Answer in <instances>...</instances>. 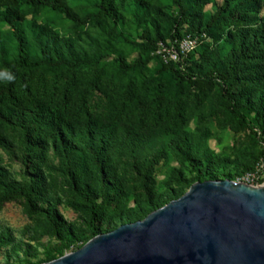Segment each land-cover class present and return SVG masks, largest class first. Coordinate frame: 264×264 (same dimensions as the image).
Returning a JSON list of instances; mask_svg holds the SVG:
<instances>
[{"label": "rangeland", "instance_id": "374dc122", "mask_svg": "<svg viewBox=\"0 0 264 264\" xmlns=\"http://www.w3.org/2000/svg\"><path fill=\"white\" fill-rule=\"evenodd\" d=\"M65 1L81 17L87 16L83 25H76L72 19L48 7L24 5L29 25H43L60 37H74L88 48L91 41H96L104 48L105 56L75 73L65 69L14 75L7 69H0V180L3 182L0 186V235L10 232L12 240V244L0 248V264H40L73 251L74 245L89 241L91 237L87 215L76 208V203L81 201L70 186V173H79L81 183L85 179L94 183L96 178L92 171L80 167L77 156L54 151L49 133L56 122L69 120L79 129L89 123L101 131L99 133L110 137L107 179L112 184L120 181L124 192L106 206V217L96 221L99 232L123 224L119 216L135 205H144L147 198L164 204L176 197L171 187L185 192L190 188L187 180L194 172L166 145V142L175 141L169 133L172 127L192 131L204 154L220 162L218 169L231 173V180L241 181L240 177L254 172L264 162L254 163L264 149L261 138L245 126L239 128L221 109L219 85L200 91L187 82L179 83L162 68L161 58L156 53H152L155 57L150 61V69L123 70L116 59L123 57L134 62L137 58H146L141 47L114 40L109 34L108 20L96 15L97 10L91 6L93 0ZM147 1L150 8L137 10L135 14L129 10L121 28L139 43L144 41L142 33L154 35L158 30L168 33L171 19L178 14L172 0ZM222 1L206 4L203 14L214 13ZM88 12L92 15H87ZM250 19V27L264 23V8L253 12ZM226 29L248 28L247 25H231ZM0 40L11 47L15 45L12 29L1 17ZM166 41L170 43L169 36ZM200 43L198 39L185 66L192 67L193 62L210 56L217 45L212 39ZM254 68H259L264 75V59L248 60L238 73L244 75ZM176 104L185 107L182 118L175 114ZM51 106H55L54 112L50 111ZM26 138L30 139L34 151L26 148ZM162 143L166 151L160 149ZM89 153L94 152L89 150ZM253 166V170L243 172ZM177 170L183 174L179 176ZM31 176L37 179L41 191L33 197L35 204L40 209L55 204L65 224L71 225L81 240L66 246L48 229L43 214L30 211L24 197L7 193V185L14 189L26 187Z\"/></svg>", "mask_w": 264, "mask_h": 264}, {"label": "trees", "instance_id": "16d2710c", "mask_svg": "<svg viewBox=\"0 0 264 264\" xmlns=\"http://www.w3.org/2000/svg\"><path fill=\"white\" fill-rule=\"evenodd\" d=\"M172 1L178 8V14L177 17L171 19L170 27L166 31L168 33L160 30L154 35L150 32L142 33L140 35L144 39L142 43L131 39L126 33H123L121 28L129 10L135 14L137 10L145 11V8H150L151 4L147 0H93L90 3L97 10L96 15H103L108 20L109 34L114 40L136 44L146 55V58L140 57L134 62H129L123 57L116 59L115 62L123 70L150 69V61L155 57L152 53L159 55L157 53L158 45L162 41L167 43V36H169L170 42L179 41L188 35L197 37L200 44L212 39L217 44L215 51L210 56H203L200 61L193 62L192 67L185 66V61L191 54L189 52L182 55L177 61H165L159 55L162 68L169 71L179 83L187 82L200 91L210 89L216 84L219 85L221 109L236 121L239 128L245 126L254 136H259L264 145L263 72L259 68H254L244 75L238 73L248 60L264 59V23L258 27H250L252 13L263 10L264 0H223L212 14H203L202 9L206 4L215 0ZM24 5L31 8L48 7L72 19L76 25H83L87 20V16L81 17L74 12L65 0H0V17L10 25L12 37L15 40L13 47L9 46L6 41L0 40L1 70L7 69L10 74L14 75H18L19 72L24 74L36 70L57 72L65 69L75 73L79 69L98 63L105 56L104 48L100 47L96 41H91L88 48L82 42H78L76 38L60 37L43 25L38 26L31 23L32 26H30L23 11ZM87 15L92 14L88 12ZM231 25L236 27L247 25L248 29H237L236 31L226 29ZM10 49L13 51L12 53ZM235 86L239 87L234 89ZM176 108L175 114L182 118L185 107L176 104ZM55 109V106L50 107L51 112H54ZM247 116H250L251 120H248ZM61 122L54 123L49 133L54 151L58 154L67 153L77 156L80 167L92 171L91 173L96 178L94 183H90L89 179H85L81 183L79 173L76 171L70 173V186L81 201L76 203V208L87 215V229L91 233L88 240H90L100 233L96 221L98 218L106 217V206L115 201L124 191L120 181L112 184L107 179L109 135L99 133L101 131L89 123L79 129L69 120ZM171 129L172 132L169 133L173 135L172 138L175 141L171 144L166 142V145L167 148L169 146L173 148L174 154L182 158L194 172V176L187 180L189 187L197 181L233 178L231 173L218 169L220 162L216 163L211 155L204 154V149L194 139L192 131L185 127L179 129L172 127ZM25 144L28 150L34 151V146L29 138H26ZM166 145L162 143L163 147L160 149L164 148L166 151ZM89 150H93L94 153L90 155ZM261 160L264 161V149L255 157V165ZM254 166L247 167L243 172L253 170ZM221 167L226 169L223 164ZM177 173L179 176L183 174L181 170H177ZM2 184L3 182L0 180V186ZM6 187L8 194L24 197L30 211L43 214L48 229L63 244L70 246L81 240L80 234L71 225L65 224L57 212L55 204L46 209H40L35 204L33 197H37L41 191L34 176L30 177L26 187L17 189L9 185ZM170 190L176 196L174 199L185 193L184 190L181 191L182 189L171 187ZM166 203H156L152 198H147L143 201L144 205L131 207L119 218L123 224L142 220L150 212ZM108 231L110 230H105V232ZM10 237V232H6L3 236L0 235V248L12 244ZM86 242L74 245L73 250L82 247Z\"/></svg>", "mask_w": 264, "mask_h": 264}, {"label": "water", "instance_id": "95a60500", "mask_svg": "<svg viewBox=\"0 0 264 264\" xmlns=\"http://www.w3.org/2000/svg\"><path fill=\"white\" fill-rule=\"evenodd\" d=\"M40 264H264V183L197 181L144 219Z\"/></svg>", "mask_w": 264, "mask_h": 264}, {"label": "built area", "instance_id": "2783aa9c", "mask_svg": "<svg viewBox=\"0 0 264 264\" xmlns=\"http://www.w3.org/2000/svg\"><path fill=\"white\" fill-rule=\"evenodd\" d=\"M198 44V38L188 35L187 37L176 40L175 42L165 43L160 42L158 45L157 53L165 61H177L182 55L188 54L192 51ZM264 163L258 165V168L254 172H249L244 174L239 182H246L250 184H262L264 183ZM263 181L262 183H259Z\"/></svg>", "mask_w": 264, "mask_h": 264}]
</instances>
